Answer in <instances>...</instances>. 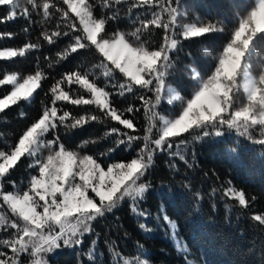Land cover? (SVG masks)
Instances as JSON below:
<instances>
[{"label":"trees","instance_id":"16d2710c","mask_svg":"<svg viewBox=\"0 0 264 264\" xmlns=\"http://www.w3.org/2000/svg\"><path fill=\"white\" fill-rule=\"evenodd\" d=\"M85 1L95 18L105 19L104 38L121 36L130 46L150 53L166 51L174 44L159 66V78L166 87H173L179 93L180 100L174 104L165 100L159 78L146 84L127 79L94 46L78 49L76 53L65 52L73 42L72 37L83 33L69 29L68 21L56 9L51 10L49 17H44L42 7L32 10L27 0H20L17 18L0 22V50L19 49L26 44L40 46L28 49L24 57L0 60V78L11 73L26 78L36 71L44 77L31 101H20L0 113V150H8L17 143L20 134L38 119L43 109L52 106L50 88L73 71L87 73L90 82L104 87L110 93L111 105L123 113L122 118L133 121V128L126 129L108 119L94 104L72 105L57 101L55 106L61 110L58 116L66 110L72 116L95 115L100 119L76 129L60 126L57 131L45 135L44 142L59 135L67 150L80 156L92 155L104 169L111 163H130L138 158L145 144L152 150V162L140 181L149 187L137 201L143 215H133L127 199L119 201L116 208L93 222L92 233L83 237L81 245L54 250L47 255L46 264H124V261L129 264H189V261L195 264H264V219L261 222L254 219L256 215L264 216V144L259 142L264 139V123H232L235 112L247 104L242 88L244 66L251 61L252 68L264 74V40L255 39L264 37V31L251 33L248 48L252 53L243 58L236 77L229 82L227 113L201 124L213 130L223 125L222 135L203 137L202 132L195 129L179 137L167 138L173 146L171 150L167 147L156 149L153 144L161 137V117L179 118L199 92L200 84L194 72L202 80L215 74L242 22L249 19L255 0H121L119 4L112 0L108 6L102 0ZM43 2L37 0L41 5ZM49 2L70 12L61 0ZM24 7H29L31 12L28 19L20 15ZM9 10L8 6H0V18ZM71 16L78 25L75 14ZM188 25L209 30L201 35L185 36ZM57 30L68 31L70 35H61L49 44L44 34ZM60 52L65 53L66 59L57 56ZM99 54L117 70L112 76L104 75L106 62H102ZM81 83L91 86L87 80ZM126 83L134 86L133 90L125 88L123 96L117 95L119 84ZM61 87L71 98H91L78 84L65 83ZM11 90L10 85H0V99ZM129 107L134 111L128 112ZM195 127L196 124L190 128ZM112 128L120 132L113 134ZM124 133L137 139L130 144H119L121 139L127 141ZM197 135L201 137L199 140L195 139ZM42 148L37 157L46 160L50 151ZM34 159L22 157L10 170L4 180L5 191L29 189L31 176L38 171L29 167ZM228 189L243 192L246 205H240L235 197L228 195ZM164 215L175 225L185 252L179 253L170 240L152 229L146 231L140 227L143 223L146 228L167 227ZM15 219L11 209L0 203V240L8 239L15 232V229L4 227L3 221ZM20 223L23 225L22 221ZM0 251L12 255L11 250L3 246ZM90 252L92 260L88 258ZM22 262L29 263L27 253L19 257V264Z\"/></svg>","mask_w":264,"mask_h":264},{"label":"snow or ice","instance_id":"6c2138e0","mask_svg":"<svg viewBox=\"0 0 264 264\" xmlns=\"http://www.w3.org/2000/svg\"><path fill=\"white\" fill-rule=\"evenodd\" d=\"M61 2L67 5L70 12L58 8L55 2L50 3L49 0H44L42 5L37 3V0H27V4L32 10H39L42 7L44 17H49L51 10L56 9L68 21L67 27L69 29L82 31L83 35L72 37L73 42L68 45L65 52L70 50L71 53H76L78 49L92 48L93 46L96 49V46L87 39L86 29L90 31L97 23L102 24L105 28V19L95 18L85 0H82V2L77 0L76 11L73 10L72 0H61ZM102 2L105 6H108L112 0H102ZM115 2L119 4L121 0H115ZM0 6H8L10 9L5 17L0 18V22H6L17 18L20 0H0ZM73 13L75 18L78 19V25L71 16ZM20 15L25 19L30 18L29 7H24ZM101 33H98L95 37L98 42L102 38ZM6 35L11 37V34ZM61 35L68 37L70 33L68 31L61 33L57 30L51 34L45 33L44 39L52 44L55 42V38H59ZM255 39L264 40V37L257 36ZM39 47L37 44H26L19 49H6L0 51V57H24L28 49ZM57 56L60 59H66L64 52L57 53ZM100 56L102 62H106L104 75L112 76L117 70L112 69V65L105 61L104 56ZM51 66L50 64L49 67ZM43 78L40 71L23 78L22 82L15 74L0 78V85L12 86V90L5 93L3 98L0 99V113H4L6 109L12 105H17L20 101H28L40 88ZM81 80H87L91 86H85L81 83ZM65 83L80 85L90 94L91 98H71L69 92L64 91L61 87ZM129 87H132V90L134 88L129 83L119 84V92L116 94L123 96L124 89ZM50 92L53 97L52 106L43 109L38 119L20 134L17 143L11 145L8 150H0V203L7 205L11 209V213L17 217L15 220L3 221L4 227L15 229V232L11 233L8 239L0 240V246L10 249L12 254L9 256L7 252L0 251V264H19V257L24 253H30L34 258L33 264H46L41 254L51 253L62 246L77 247L81 245L83 237L92 233L93 222L99 217H103L106 212H111L116 208L119 201L130 197L132 200L130 210L137 214L136 201L138 198L143 197L149 187L147 184L140 182L141 178L146 176L153 159L152 150L149 149L148 144H145L140 150L138 158L132 159L130 163H111L105 170L92 155L80 156L77 152L67 150L60 136L56 135L43 143V146L50 151L46 160L39 159L37 150L41 146V138L45 135L57 131L60 126L67 129H76L89 121L100 119L99 116L95 115L88 117L72 116L66 110L58 116V112L61 110L55 106L57 101L70 102L72 105L94 104L104 112L108 119L117 121L126 129L133 128V121L122 118L123 113L111 105L109 101L110 93L104 87H98L94 81L90 82L87 73L81 71L67 73L63 79L57 80L52 85ZM100 93H103V98H99ZM127 111L132 112L134 109L129 107ZM208 122L210 123V120ZM195 123V128L185 129L174 137H179L181 134L189 133L190 130L195 129H199L203 137L222 135L221 128L223 125L213 130L202 127L203 122L198 121ZM111 132L117 134L120 130L112 128ZM123 135H127V141L121 139L119 144H130L137 139V137L127 133ZM260 135H262L261 132ZM169 138H172V136ZM200 138L199 135L195 136L196 140ZM144 139L147 140L148 137L145 136ZM88 142L85 141L84 143ZM259 142L264 144V139ZM153 144L156 149L167 147L171 150L173 147L168 139L161 141L158 138L153 141ZM145 153L147 154L145 155ZM25 156L35 158L29 167L38 170L36 175L31 176L29 189L23 192L5 191V178L10 175V170ZM180 159L184 160L185 158L180 157ZM89 191L94 196L90 197ZM227 194L235 197L240 205H246L243 192L228 189ZM96 197L99 198L98 203L95 202ZM38 209H42V211H38ZM139 214L143 215L142 212ZM163 219L171 224L167 215H164ZM254 219L261 222L264 216L256 215ZM20 221L23 222V225ZM140 227L144 228L145 225L141 224ZM88 258L93 259L91 252L88 254ZM124 264H129V261H124ZM139 264H144V262H139Z\"/></svg>","mask_w":264,"mask_h":264},{"label":"rangeland","instance_id":"374dc122","mask_svg":"<svg viewBox=\"0 0 264 264\" xmlns=\"http://www.w3.org/2000/svg\"><path fill=\"white\" fill-rule=\"evenodd\" d=\"M72 7L74 11L77 10V0H72ZM208 30V28L197 25H188L184 35H201ZM258 31H264V0H255V6L251 10L249 19L242 22L239 30L235 34L234 41L226 49L221 59L220 66L215 74L208 80H202L199 78V75L194 72V77L200 84V90L195 95L193 101L187 104L182 115L175 120L171 117H161V141H165V139L170 136L174 137L177 133L183 132L185 129L196 124L195 122L212 120L227 113V100L230 97L229 82L236 77L237 70L240 68L243 58L250 57L252 53L250 48H248L251 39L250 36L252 32L254 33ZM100 32H103V25L97 23L90 31L86 29L87 39L90 43L94 44L96 48L126 76L127 79H130L137 84H146L158 79L159 66L162 65L164 60H166L169 51L174 47V44H170V47L166 51L150 53L130 46L121 36L115 39H107L104 38L101 33L102 38L98 42L95 37ZM5 50L6 49L0 51ZM8 59L11 58L0 57V60ZM11 74L17 75L18 79L22 82L23 78L19 74ZM159 84L160 91L169 104H174L180 100L179 93L173 87H166L160 78ZM242 88L245 92L247 104L235 112L232 123H238L241 121H248L253 124L264 123V74L257 73L252 68L251 61L247 62L244 66ZM32 98L33 96L25 102L31 101ZM99 98H103V93H100ZM206 118L208 119L206 120ZM43 138L44 137L41 138L42 143L37 150V156L42 153L44 143ZM89 196H94V194L89 191ZM125 199H127L131 205V198L128 197ZM139 199L140 198H138L137 201ZM95 202H99L98 197L95 198ZM38 211H42V209H38ZM139 213L138 210V213H133V215L138 216ZM144 228L146 231L152 229L153 232H156L159 236L170 240L179 253L186 251V247L178 238L176 227L172 222L171 224L167 222V227L161 225L160 228ZM51 253L41 254L45 262L47 255ZM27 254L29 260L28 264H33L34 258L30 253ZM22 264H24V262H22ZM189 264L195 263L189 261Z\"/></svg>","mask_w":264,"mask_h":264}]
</instances>
